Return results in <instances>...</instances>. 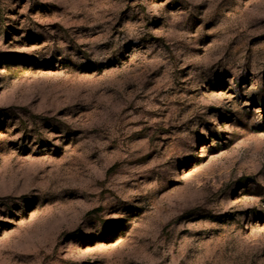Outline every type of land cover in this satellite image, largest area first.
<instances>
[{
    "label": "rangeland",
    "instance_id": "374dc122",
    "mask_svg": "<svg viewBox=\"0 0 264 264\" xmlns=\"http://www.w3.org/2000/svg\"><path fill=\"white\" fill-rule=\"evenodd\" d=\"M0 264H264V0H0Z\"/></svg>",
    "mask_w": 264,
    "mask_h": 264
}]
</instances>
